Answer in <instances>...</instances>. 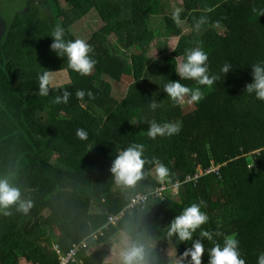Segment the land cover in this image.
<instances>
[{"label":"trees","instance_id":"1","mask_svg":"<svg viewBox=\"0 0 264 264\" xmlns=\"http://www.w3.org/2000/svg\"><path fill=\"white\" fill-rule=\"evenodd\" d=\"M169 1L23 0L14 12L0 39V178L19 187L34 207L27 215L14 209L0 215V264H59L55 246L68 254L122 212L73 264H109L107 246L120 233L130 246H145L148 264H178L191 241L169 239L168 226L200 200L209 220L195 235L219 232L214 240L221 244L234 235L240 257L258 264L264 253V101L246 85L253 82L251 66L264 64V16L252 11L264 9V0H181L175 12H168ZM91 12L102 26L86 40L96 65L84 77L51 50V35L60 25L66 41L78 39L72 30ZM177 12L180 24L173 20ZM157 33L178 38L175 51L151 57ZM196 46L208 56L209 74L220 77L211 88L175 72L176 57L183 60ZM225 63L232 69L224 77ZM45 69L66 72L70 82L38 95ZM124 80L129 83L119 97L113 82ZM168 81L200 87L203 99L185 111L163 90ZM65 90L69 102L52 103ZM77 90L95 98L80 101ZM150 100L160 103L155 111ZM153 120L178 122L181 131L152 140L147 131ZM78 128L87 131V141L76 137ZM132 144L144 145V158L159 159L169 176L160 181L154 165L146 164L135 187L116 185L110 168ZM165 186L162 198L151 196ZM137 195L148 199L128 210ZM202 243V264H209L213 243Z\"/></svg>","mask_w":264,"mask_h":264},{"label":"clouds","instance_id":"2","mask_svg":"<svg viewBox=\"0 0 264 264\" xmlns=\"http://www.w3.org/2000/svg\"><path fill=\"white\" fill-rule=\"evenodd\" d=\"M252 11L264 16V9H256L254 7ZM173 20L177 24L181 23L179 12L173 15ZM203 22L202 18L200 23L197 24V28ZM51 37L53 39V43L50 46L51 50L59 57L66 58L68 69L84 77L93 73L96 61L90 55L93 52V48L88 42L83 39L66 41L65 29L60 25L55 26ZM175 60H177L175 72L182 81H195L197 85L208 86L209 88L220 81L219 76L209 74V67L207 66L208 56L200 46L186 50V57L183 60L178 56ZM231 69L232 65L230 63H225L222 66L221 72L224 77ZM251 70L253 82L246 85V92L248 94L254 93L258 100L264 101V64L257 63L251 66ZM60 71L54 72L45 69L38 76V95L44 97L50 95V91L57 86L56 75ZM163 90L168 94V98L180 106L185 103L190 105L197 104L203 99L200 87L190 88L178 81H168ZM85 95L89 99L95 98L91 91L86 93L84 90H77L76 92V98L80 101L84 100ZM70 96L71 93L65 90L61 95L55 96L52 103L67 104ZM159 106V102L150 100L149 107L153 111ZM180 131L181 125L178 122L160 124L153 120L149 125L147 136L155 140L157 137L178 135ZM76 137L81 141H87L88 133L83 128H78ZM144 151V145L132 144L119 152L110 168L116 185L128 188L135 187L138 182L145 178L146 164L154 165L153 171L160 181H164L169 176V169L155 157L151 160L145 159ZM206 206V202L203 200H200L199 203H192L181 214L177 215L168 226L169 239L175 237L182 243L191 241V247L178 258V264H185L189 257L191 259L188 264H202V257L205 255V245L202 243L204 240L213 243V247L207 250L210 258L209 264H246L245 260L240 257L239 241L234 235H225L223 244L214 240V236L222 235L219 232L213 233L207 230H200L199 235H195L197 230L202 229V226L209 220L208 215L201 211V208ZM33 207L34 202L30 198H24L19 187L11 184L7 178H0V215L11 216L13 209L17 213L27 215ZM194 237H199V239H194ZM147 256L145 246L135 243L121 253V260L122 264H148ZM258 264H264V253L258 257Z\"/></svg>","mask_w":264,"mask_h":264},{"label":"rangeland","instance_id":"3","mask_svg":"<svg viewBox=\"0 0 264 264\" xmlns=\"http://www.w3.org/2000/svg\"><path fill=\"white\" fill-rule=\"evenodd\" d=\"M23 0H0V32L3 30L1 24H5L9 26L14 12L22 5ZM181 0H171L168 2L169 11L175 12L179 9L178 5L181 4ZM102 26L101 21L99 20L97 14L95 12H91L88 16L82 19L79 23H77L73 28V33L78 39L88 40L92 33L99 30ZM222 35H226V31L224 29H219ZM163 33H157V38L151 46L150 56L158 57L162 54H166L168 52L173 51L175 48V44L179 40L178 38L168 37L166 34L160 35ZM57 86L52 90L60 88L67 84L70 80L68 74L57 73L56 75ZM129 80H124L123 83H114L113 87H115V91H117V95L121 97L125 93L127 88V84ZM122 93V94H120ZM120 94V95H119ZM193 105L185 103L182 108L185 111L191 110ZM156 177V175H155ZM176 189L178 190L179 184H176ZM128 247H130V243L128 242L127 237L120 233L117 237L112 239L107 248L110 251V256L108 260L109 262H118L114 264H122L121 253L125 251ZM111 258V259H110Z\"/></svg>","mask_w":264,"mask_h":264},{"label":"built area","instance_id":"4","mask_svg":"<svg viewBox=\"0 0 264 264\" xmlns=\"http://www.w3.org/2000/svg\"><path fill=\"white\" fill-rule=\"evenodd\" d=\"M168 190V188L160 187L159 189L155 190L154 193L151 194L153 197L162 198L163 194ZM178 194V190L176 186L172 189V196H176ZM148 199V196L137 195L132 198L128 210H133L136 207L140 206L141 204L145 203ZM124 217V212L119 214L118 216H113L108 219L107 226L95 234H93L90 238L82 242L79 246H75L68 254H63V252L59 249L58 246L54 247V252L58 257L59 264H73L77 260V255L82 249H86L88 247V242L90 241H98L99 238L104 236V231L108 229V226H115L117 225L120 220Z\"/></svg>","mask_w":264,"mask_h":264},{"label":"crops","instance_id":"5","mask_svg":"<svg viewBox=\"0 0 264 264\" xmlns=\"http://www.w3.org/2000/svg\"><path fill=\"white\" fill-rule=\"evenodd\" d=\"M1 27L3 28V33H2V35H0V38H2V37H4L5 35H6V32H7V30H8V28H9V26L7 25V27L5 26V24H1ZM178 42V41H177ZM175 45H177V43L175 44ZM176 47V46H175ZM61 73H64V72H61ZM70 80V79H69ZM70 82V81H69ZM68 82V83H69ZM67 83V84H68ZM111 254H109V256H110ZM109 258V257H108ZM108 258H107V263H109V264H114V263H118V262H109V261H111V260H108ZM111 259V258H110Z\"/></svg>","mask_w":264,"mask_h":264},{"label":"flooded vegetation","instance_id":"6","mask_svg":"<svg viewBox=\"0 0 264 264\" xmlns=\"http://www.w3.org/2000/svg\"><path fill=\"white\" fill-rule=\"evenodd\" d=\"M3 31L0 32V35H2ZM1 39V38H0Z\"/></svg>","mask_w":264,"mask_h":264}]
</instances>
